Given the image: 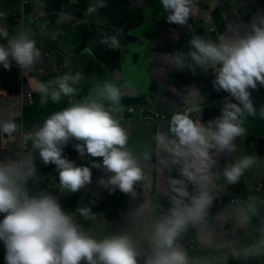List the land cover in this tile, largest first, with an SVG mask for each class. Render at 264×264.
<instances>
[{
    "label": "crops",
    "instance_id": "crops-1",
    "mask_svg": "<svg viewBox=\"0 0 264 264\" xmlns=\"http://www.w3.org/2000/svg\"><path fill=\"white\" fill-rule=\"evenodd\" d=\"M90 3L91 0H39L35 6H24L23 0H0V22L7 27L9 36L29 32L41 52V61L31 72H24L15 62H10L14 65L11 69L0 66V116L11 114L21 125L19 135L0 134V144L16 146L22 131L27 133L51 112L83 101L98 84L115 78L123 89L117 118L128 135V146L139 160L144 179L134 184L131 193L109 192L97 183L101 177L107 178L105 172L92 169L89 185L75 194H65L59 190L55 166H45L37 157L40 179L33 188H47L66 212L89 206L94 218L78 217L83 230L96 238L128 235L138 250V264H144L150 254L154 225L170 207L167 179L179 178L175 166L161 169L159 160L163 154L154 146L152 137L158 130H167L171 115L185 107V88H196L204 96L198 114L202 123L219 116L228 95L213 89L211 69L204 72L197 68L194 74L169 66L164 57L172 52H187L193 35L216 40L237 31L245 33L253 17L264 12V0H198V10L185 26L168 23V13L159 0H106L105 7L88 14ZM106 34H117L121 47L114 50L101 43ZM6 43L0 40V44ZM70 71L82 74L75 86L77 92L62 97L59 104L49 101L42 105L30 82L46 81ZM28 94H32V102ZM251 98L258 110L264 106V87L251 90ZM129 107L134 108L133 112L128 111ZM155 111L164 117H154ZM244 127L245 133L235 140V151L217 156L212 170L216 173L212 192L221 195L222 203L214 199L204 221L190 225L178 240L190 264H264V254L233 255L256 243L264 230V119L248 117ZM73 143L70 141L64 148V155L77 164L102 159H81ZM244 155L255 157L256 163L236 183L228 184L220 175L223 167ZM14 159L10 154L6 161ZM188 190L192 192L193 186L188 185ZM236 197L237 201H231ZM242 214L248 217L243 225ZM4 255L0 242V264H4Z\"/></svg>",
    "mask_w": 264,
    "mask_h": 264
},
{
    "label": "clouds",
    "instance_id": "clouds-1",
    "mask_svg": "<svg viewBox=\"0 0 264 264\" xmlns=\"http://www.w3.org/2000/svg\"><path fill=\"white\" fill-rule=\"evenodd\" d=\"M167 12L166 21L187 25L197 12L198 0H159ZM106 0H91L88 14L103 8ZM0 66L5 70L10 62L24 72H31L41 61V52L29 32L9 36L0 22ZM111 49L121 47L117 34L101 39ZM187 52L165 55L169 66L213 72L212 87L228 95L220 114L202 123L198 114L204 96L196 88H185L181 111L173 113L167 130H158L152 137L163 154L162 170L176 167L179 178L167 179L170 190L168 214L159 218L151 237L150 254L144 264H190L189 257L178 243L182 233L202 223L214 200L212 187L217 156L230 155L236 149L235 140L245 133L248 117L264 119V106H254L251 90L264 87V12L257 13L248 30L216 40L193 35ZM67 63V61H66ZM80 71L67 72L48 80H33L31 90L37 92L42 105L49 101L59 104L62 97L77 92ZM123 89L115 78L106 79L80 102L53 111L43 122L28 131L26 139L31 150L11 161H0V242L5 249L4 264H138V250L128 235L114 234L96 238L84 231L79 218L89 220L94 214L89 206H78L75 212L62 210L58 198L45 189L33 190L39 182L37 157L47 166L54 165L58 173L59 190L75 194L92 182V169L105 172L97 183L109 192L131 193L134 184L144 179L138 158L129 148V138L117 114L121 112ZM234 101V102H233ZM20 123L15 116H0V134L19 135ZM74 141L73 148L88 165L77 164L64 155V148ZM147 158V157H145ZM256 163L255 157L244 155L227 163L220 175L228 184L236 183L245 171ZM188 185L193 186L189 192ZM246 214L240 223L247 221ZM264 254V230L250 247L234 251L233 255Z\"/></svg>",
    "mask_w": 264,
    "mask_h": 264
},
{
    "label": "built area",
    "instance_id": "built-area-1",
    "mask_svg": "<svg viewBox=\"0 0 264 264\" xmlns=\"http://www.w3.org/2000/svg\"><path fill=\"white\" fill-rule=\"evenodd\" d=\"M39 4V0H23V5L24 6H28V5H36ZM14 65L12 63H10V67L8 69H11ZM211 73L213 74L212 70ZM28 97L30 99V101L32 102V94H28ZM134 108L133 107H129L128 111L131 113L133 112ZM142 112H144V109H141ZM152 115L156 118L158 117H164L163 113L160 112H152ZM26 133L22 131L19 142L16 146L9 148V147H5L2 146L0 144V161H6L8 155L12 154L14 155L15 159H18L21 155L26 154L28 151L31 150V144L30 141L26 139ZM14 159V160H15ZM32 189L34 190V184L31 185ZM263 187V184H260V188ZM214 199L217 201L218 204L222 203V199H221V195L218 192L214 193ZM238 198H231V201H237Z\"/></svg>",
    "mask_w": 264,
    "mask_h": 264
}]
</instances>
